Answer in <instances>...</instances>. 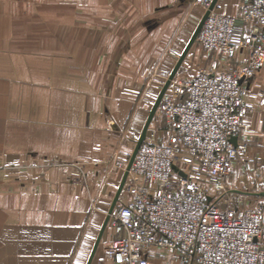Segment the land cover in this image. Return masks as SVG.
Masks as SVG:
<instances>
[{
	"label": "crops",
	"instance_id": "obj_1",
	"mask_svg": "<svg viewBox=\"0 0 264 264\" xmlns=\"http://www.w3.org/2000/svg\"><path fill=\"white\" fill-rule=\"evenodd\" d=\"M240 3L214 10L237 16ZM205 12L199 0H0V264H112L103 225L125 174L115 163L153 107L142 82L173 71ZM263 93L264 68L231 195L264 198Z\"/></svg>",
	"mask_w": 264,
	"mask_h": 264
},
{
	"label": "built area",
	"instance_id": "obj_2",
	"mask_svg": "<svg viewBox=\"0 0 264 264\" xmlns=\"http://www.w3.org/2000/svg\"><path fill=\"white\" fill-rule=\"evenodd\" d=\"M197 41L214 57L194 77L171 81L158 108L164 140L144 141L128 170L115 163L128 175L109 216L112 264H151L156 249L184 264H264V206L233 208L228 188L247 153L246 85L264 65V0L243 1L237 16L211 10ZM259 104L264 110V93Z\"/></svg>",
	"mask_w": 264,
	"mask_h": 264
},
{
	"label": "rangeland",
	"instance_id": "obj_3",
	"mask_svg": "<svg viewBox=\"0 0 264 264\" xmlns=\"http://www.w3.org/2000/svg\"><path fill=\"white\" fill-rule=\"evenodd\" d=\"M243 1H246V0H241V3ZM241 3H240V5H241ZM179 54H180L179 56H181V53H179ZM239 56L240 55H238V57ZM211 57L213 58L214 55L206 52L202 48L200 43L196 40V42L193 44L189 54L187 55L186 60L180 66V68H179L180 71L178 70V72H177L178 74H176V76L174 77L173 80H175L177 82L183 78L194 77L197 74L196 72H198L200 67L205 66L209 62L208 60H210ZM238 57L232 61V64L234 66L245 60V57H240L239 59H238ZM262 68H264V65L259 70H257L254 73V75L252 77H250V79L248 80V84L246 85L247 93L245 96V101H246V98L248 95L250 84L252 83L254 77H256L257 73ZM171 72H168V73L165 72V74H164L159 69L156 72L152 70L149 77H147L146 81L142 82V87H144L145 90H147V94L149 93L150 98H151L150 107L153 106V103L157 99L161 89L163 88L166 81L168 80ZM188 72H193L194 75L189 74ZM160 76H162V78H160V80H158L157 78H159ZM136 85H137V83H136ZM246 103H247V101H246ZM247 105L249 106L248 103H247ZM251 110H252V107L249 106V112H251ZM166 130H167L166 118H165V116H163L161 114V112H159V110H157V112H156V114H155V116H154V118L150 124V136L146 141L151 142V143L162 142L164 140V138L166 137ZM246 133H244V134H246ZM151 135H153L154 138H152ZM247 151H248V149H247ZM130 156H128L127 158H130ZM128 160L129 159H126L125 162L128 163ZM232 175H231V177H232ZM231 177L229 178V181H230ZM228 188H229V182H228ZM230 196L234 200L231 203L233 208H253L256 206H264V198L263 197L258 198V197L248 196V195L237 196L235 194L230 195ZM108 223H109V221H108ZM110 231H111V228H110ZM176 253L173 251H167L164 249H156L153 253L152 258H151V264H184L182 259H180L181 257L179 258L178 255H176Z\"/></svg>",
	"mask_w": 264,
	"mask_h": 264
},
{
	"label": "water",
	"instance_id": "obj_4",
	"mask_svg": "<svg viewBox=\"0 0 264 264\" xmlns=\"http://www.w3.org/2000/svg\"><path fill=\"white\" fill-rule=\"evenodd\" d=\"M217 1H218V0H213V1H212V3H211V5H210L209 9L205 12V14H204V16H203L201 22L199 23V25H198V27H197V29H196V31H195V33H194L192 39L190 40L188 46L186 47V49H185V51L183 52V54L180 56V58H179L177 64L175 65L173 71L171 72V74H170L168 80L166 81L165 85H164L163 88L161 89V91H160V93H159V95H158V97H157V99H156V101H155V103H154V105H153V107H152L150 113H149V117H148L147 122H146V124H145V127H144V129H143V132H142V134H141V136H140V138H139V140H138V142H137V144H136V147H135V149H134V152H133V154H132V156H131V159H130V161H129V163H128L127 170L130 168V166H131V164H132V162H133L134 156H135V154L137 153L139 147L142 145V143H143V142L145 141V139H146V135H147L148 128H149L150 123L152 122V120H153V118H154V116H155V114H156V112H157V110H158V107H159V105H160V102H161V99H162L164 93H165L166 90L168 89L169 85L171 84V81L174 79L176 73L178 72L180 66L182 65V62L184 61V59H185V57H186V54L188 53V51L190 50V48L192 47V45L196 42L197 37H198L199 32H200V30H201V28H202V26H203L204 21L206 20V18H207V16L209 15L210 11L213 10V9L215 8V5H216V2H217ZM232 141L235 143V142H236V138H233ZM127 175H128V172L125 171V174H124V177H123L122 183H121V185H120V187H119V190H118L117 195H116V197H115L114 203H113L111 209L109 210V212H108V214H107V218H106V221H105V223H104V225H103V229H104V228L106 227V225L108 224L109 216H110V214L112 213V211L114 210V208H115V206H116V204H117V201H118L119 195H120V193H121V191H122V189H123V187H124V184H125V181H126ZM259 195L264 196V192L260 193Z\"/></svg>",
	"mask_w": 264,
	"mask_h": 264
}]
</instances>
